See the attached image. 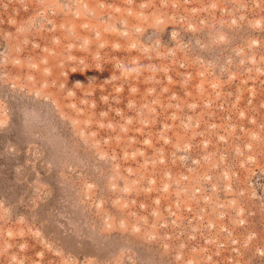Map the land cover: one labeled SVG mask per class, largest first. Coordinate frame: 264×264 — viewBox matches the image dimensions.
Masks as SVG:
<instances>
[{"label": "rangeland", "instance_id": "obj_1", "mask_svg": "<svg viewBox=\"0 0 264 264\" xmlns=\"http://www.w3.org/2000/svg\"><path fill=\"white\" fill-rule=\"evenodd\" d=\"M0 264H264V0H0Z\"/></svg>", "mask_w": 264, "mask_h": 264}]
</instances>
